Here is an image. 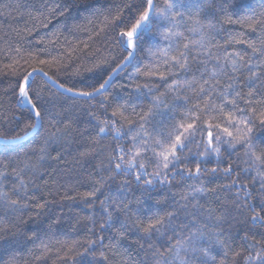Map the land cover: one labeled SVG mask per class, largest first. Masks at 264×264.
Here are the masks:
<instances>
[{"label":"snow or ice","instance_id":"snow-or-ice-1","mask_svg":"<svg viewBox=\"0 0 264 264\" xmlns=\"http://www.w3.org/2000/svg\"><path fill=\"white\" fill-rule=\"evenodd\" d=\"M2 7L24 15L19 3ZM41 9L65 19L55 39L36 41L43 47L25 46L27 25L13 29L16 40L0 36V121L17 129L0 133V264H30L20 249L38 236L26 226L47 217L52 230L62 219L52 206L66 201L88 212L71 224L82 237L56 241L63 264H129V240L144 254L135 264H264V0L244 14L232 0H119L103 11L56 0ZM73 9L84 22L69 26ZM225 24L256 38L221 41ZM65 28L73 38L60 43ZM84 71L99 76L79 85ZM121 74L132 86L119 85L122 95L110 91ZM82 141L71 163L83 178L63 182L50 162L68 164L64 152ZM38 247L27 254L46 259L52 247Z\"/></svg>","mask_w":264,"mask_h":264},{"label":"trees","instance_id":"trees-1","mask_svg":"<svg viewBox=\"0 0 264 264\" xmlns=\"http://www.w3.org/2000/svg\"><path fill=\"white\" fill-rule=\"evenodd\" d=\"M62 2V0H61ZM89 2L92 4L93 8H99L101 11L108 9L110 6L119 3V0H89ZM234 4L237 5L241 9V13H249L252 10H259L261 7V0H232ZM4 3H11L13 5L19 3L21 7V11L24 12L23 16H18L16 12L12 13V16L8 15V10L4 9L2 5ZM40 3L48 4L49 6H53L56 3V0H0V36H4L5 33H8L7 39L9 40H16L18 39L16 37L15 31L13 29H24L25 25H27L28 28H30L31 35H26V41L25 46L28 48H39L43 47V45H39L36 43L38 40H44L48 41L49 39H55L53 36V33L57 28L61 26V24L65 23V19L63 17H59L55 14H49L46 10L41 9V11L44 12L43 16H38V13L35 9L39 8ZM27 6H33L32 10V16L38 17L37 19H32L27 14ZM15 17V19H13ZM47 17V18H45ZM83 16L78 12L76 9H73L71 16L68 18L66 23L71 26L73 23H83ZM47 24V27L44 25ZM243 32L244 36L242 38L244 39H255L256 34L248 32L246 29H242L239 24H232L224 25V31L221 32L218 39L223 41L227 38L229 33L235 34ZM67 37L68 39H72V34L68 31L67 28L63 29V34L60 36V43H64V38ZM77 39L79 40H87L88 34L87 33H77L76 34ZM0 43H3V41H0ZM239 47V46H238ZM50 51L53 55H56L59 51H61L57 47H50ZM0 59H3L0 57ZM4 63H7V60H4ZM80 63L83 64L84 67H90L91 64L87 59H83L80 61ZM143 63V61H142ZM107 70V69H105ZM2 71L6 70H0V88L7 86V78L2 75ZM99 76L98 72H82L81 77L76 78V82L79 85H88L93 83L97 77ZM126 84L128 85L127 91L132 90V86L130 82L127 80L126 76L124 74L119 75L114 80V89H110V91H115L118 94H123L125 90H122L119 88V85ZM5 102H7L8 97H5ZM14 103V101H13ZM95 103V101H93ZM79 115V125L80 127H83L85 123L88 121L89 117L85 112H81ZM94 123V122H93ZM16 125L15 124H9L6 122L0 121V133H4L8 136H11L16 131ZM80 138L77 136V141H79ZM109 141L105 140L103 143L107 144ZM31 143V141H29ZM87 145V141H82L80 143L74 142L68 147V151L64 152V158L66 161H68V164L64 163H57L55 161L50 162L52 167H55L58 172L63 170L62 176H63V182H75L77 179H82L81 173L84 172V169L79 168L78 166H73L71 161L73 156L76 155L78 150H83V147ZM25 147L28 145L25 144ZM0 147H2V143H0ZM57 147V146H54ZM53 155H56V152L54 151L52 153ZM95 163V161H89V165ZM89 165H86L85 167L90 171L91 168ZM51 170V169H49ZM81 191L86 190L85 187H81ZM139 195V193H137ZM157 193L153 192L152 196L156 197ZM148 204L154 203V200H148ZM52 215L53 218L56 215H60L62 217L61 223L58 225H55L52 230L48 228V223L50 222L47 217H45L42 221L38 222V224L29 223L26 226V231H28L29 235L32 231L37 232L38 238L33 242H28L24 245L22 249H20L21 252L25 254V257L29 260L30 264H63L62 259L57 258V252L56 248L59 247L58 244H56L57 240H71L78 237H82L84 235L82 230L73 231L71 228V224L74 222L75 218L78 216H83L88 212V209L84 207V205L80 202H72V201H66L63 203L62 207L61 205H53L52 206ZM71 209V210H69ZM225 228H227V225H225ZM235 232V230H233ZM110 235V234H109ZM11 237H9V244L12 242ZM19 239L23 240V237H20ZM41 241H43L46 244H49L52 247L51 252L48 253L46 259L41 261H35L33 259L32 255L27 254V249L31 248L33 249V252L36 255H39L40 249L39 245L41 244ZM238 242V241H237ZM107 243V240L105 241ZM123 246L128 249L127 251V259L129 260V264H135V262L140 261L144 259V254L142 251L139 250L138 246L134 243H131V241H125L123 243ZM14 250V247H8V251L11 252ZM62 256V253L60 254ZM110 256V259H116L112 258L111 254L108 253ZM91 257H89L90 259ZM7 259L6 255H0V260Z\"/></svg>","mask_w":264,"mask_h":264},{"label":"water","instance_id":"water-1","mask_svg":"<svg viewBox=\"0 0 264 264\" xmlns=\"http://www.w3.org/2000/svg\"><path fill=\"white\" fill-rule=\"evenodd\" d=\"M117 77H118V76H117ZM117 77H115L114 80H115ZM0 143H2V142H0Z\"/></svg>","mask_w":264,"mask_h":264}]
</instances>
